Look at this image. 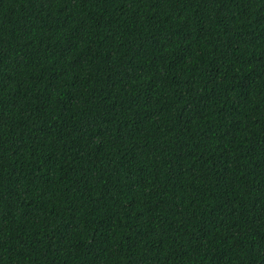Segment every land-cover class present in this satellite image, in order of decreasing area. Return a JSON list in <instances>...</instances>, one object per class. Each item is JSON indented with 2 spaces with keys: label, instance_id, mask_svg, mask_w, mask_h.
<instances>
[{
  "label": "trees",
  "instance_id": "obj_1",
  "mask_svg": "<svg viewBox=\"0 0 264 264\" xmlns=\"http://www.w3.org/2000/svg\"><path fill=\"white\" fill-rule=\"evenodd\" d=\"M0 264H264V0H0Z\"/></svg>",
  "mask_w": 264,
  "mask_h": 264
}]
</instances>
